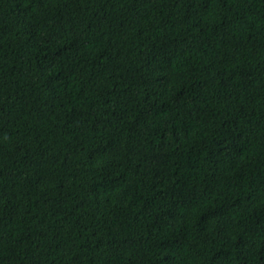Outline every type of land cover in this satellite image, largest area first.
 <instances>
[{"label": "trees", "instance_id": "16d2710c", "mask_svg": "<svg viewBox=\"0 0 264 264\" xmlns=\"http://www.w3.org/2000/svg\"><path fill=\"white\" fill-rule=\"evenodd\" d=\"M0 264H264V0H0Z\"/></svg>", "mask_w": 264, "mask_h": 264}]
</instances>
